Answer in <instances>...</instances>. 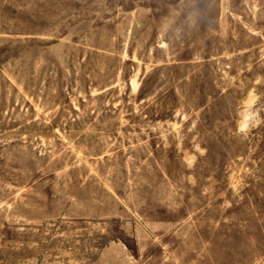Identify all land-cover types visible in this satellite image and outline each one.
I'll return each mask as SVG.
<instances>
[{
	"label": "rangeland",
	"instance_id": "374dc122",
	"mask_svg": "<svg viewBox=\"0 0 264 264\" xmlns=\"http://www.w3.org/2000/svg\"><path fill=\"white\" fill-rule=\"evenodd\" d=\"M0 264H264V0H0Z\"/></svg>",
	"mask_w": 264,
	"mask_h": 264
}]
</instances>
